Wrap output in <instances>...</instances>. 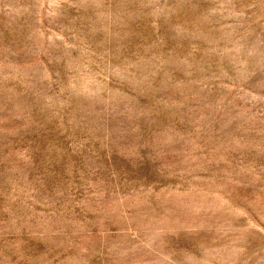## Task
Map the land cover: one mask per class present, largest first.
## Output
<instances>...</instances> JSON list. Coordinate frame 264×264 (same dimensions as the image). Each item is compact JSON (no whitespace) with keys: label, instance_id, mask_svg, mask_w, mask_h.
<instances>
[{"label":"rangeland","instance_id":"rangeland-1","mask_svg":"<svg viewBox=\"0 0 264 264\" xmlns=\"http://www.w3.org/2000/svg\"><path fill=\"white\" fill-rule=\"evenodd\" d=\"M0 264H264V0H0Z\"/></svg>","mask_w":264,"mask_h":264}]
</instances>
